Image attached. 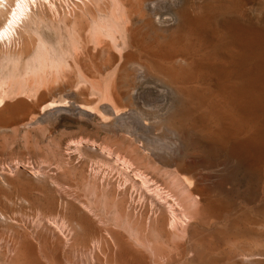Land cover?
Wrapping results in <instances>:
<instances>
[{"label":"rangeland","instance_id":"rangeland-1","mask_svg":"<svg viewBox=\"0 0 264 264\" xmlns=\"http://www.w3.org/2000/svg\"><path fill=\"white\" fill-rule=\"evenodd\" d=\"M94 1L92 3L84 2L85 3V5H84V4L79 3L78 0H51L50 6H47V5H49L48 3H46L48 1L43 2V0H42L41 3H43V4H41V7L38 6V7H40L39 10L45 11V12L43 11L45 13L43 15L44 16L43 20L45 23L43 22L44 25L41 24V29H42V32L44 31V35L46 37L48 35L49 36L51 35V32H48L46 27H48V29L52 30V29L58 28V24L60 23V22L59 23L57 22V21H59V19L55 18V21H54L53 17L57 16V15L59 16V14H60L59 17L62 19L64 17V13H65V17L69 16L70 14L73 17V16H75L74 14L76 13L77 15L75 17L79 18V19L77 18L78 21L82 20V19L85 20V18H87L90 22H91V19L89 18L90 14L92 13L91 15H93L91 17L95 16V21H96L97 17L99 16V14H98L99 11L101 13L105 12L107 14H111V13L120 14V15L124 14V16L127 15L128 17L125 16L126 17L125 18L123 16V18H125V20L127 18L129 19V20L128 19L126 20L127 22L126 21H124V22L128 23L129 21H131V23L129 22V25L125 24L126 26H123L121 23L116 24L118 26V28H117L118 31L121 30L123 32L125 30L128 32V33L125 31L123 32V33H125L124 40H126V41L122 40V41H124L125 46L122 47V50L120 51L121 54H120V52H118L120 48H116L117 44L112 45L111 44L112 42L110 40H106L107 38L106 39L103 38L104 40L102 41V39H101L100 41H102V43H104L105 45L108 43V42L106 43V41H109L110 47H108V46L105 47L102 43L98 42L99 47L98 46H96V47L100 48V46H101V48H100L101 50L98 48L96 49L94 47L95 45H97V42L94 43L95 45L93 43L91 44V42L89 43L90 40H89L88 34H87V36H85L86 34L84 32H82L83 34L80 33V31L82 29H83L82 31L85 30V32L88 33L87 31L89 30V28L91 26L88 27L90 25V23L88 24L89 21L87 19L86 20L88 22L83 20L82 21V22H84L83 24H82V22L79 21L80 25L82 24L85 26V27L82 26L83 28L79 31V27H78L79 24H78V21H75V17L72 18V21L70 20L71 16L67 17L69 19L65 18L69 22L71 21L72 24L75 21L76 23L74 22V25H77V24L78 25H77V30H74V32L72 31L74 26L72 27L71 26L72 24L68 23L67 21H64V24L69 25V26H67V27H69L68 30L72 27L69 30L70 32L67 29H64L63 26L60 27V28H62L61 34H62V40L63 41L61 40L62 42H60V49L61 48L62 49L61 50L58 49V52L61 51L62 54L58 53L60 55V56L58 55V57H59V59H61V62H62L61 67L64 64L63 68H65V69H63V71L61 70V72L63 74V78L61 77L62 74L60 72L61 75H56V77L59 78V76H60L62 79L59 78L60 80H57V79H55L56 78L55 77L54 81H53V76H55L56 73H51V74H53V76H51V74H49L48 76H45V77H47L46 80L49 79V77L51 76L50 80H48V81H53L54 83L57 81L56 84L51 82L50 84L52 86H50V84H49L50 87L48 85H46V84H48L46 81L44 82L45 85H44V83L41 84V86H43V87L48 86L49 89L50 88L56 89V93L54 92V96L48 99V101L46 103L47 106L59 104V106H63L66 109V111L62 114L61 118H59L58 120H55L54 118H51V117H49L48 119L46 118V119L40 120V118L37 116V113H36L37 110H35V111L30 110L31 113L29 111H27L25 113L24 118H23V114H22L23 111L21 110V108L26 107V105H27V107H29V106L31 107L36 102L35 98L37 97L39 91H40V93L42 92V93L48 94V92H49V91L47 92L48 87L47 88H45V87L41 88V90L44 89L43 91H41L40 88L38 87L39 88V91L37 89L38 93H36V92L34 93L35 95L37 94L36 96L35 95L33 96V93H32V94H30V98H27L29 95H26V96L22 95L19 98L16 97V100H15V98H10V100L7 99L9 101L6 100L5 106H3V107L0 106V211L7 212V210H9L13 207L25 208L27 206V201L29 200L33 204H38V203L54 204L55 206L62 209L61 212L63 214H65L66 217H69L73 213L72 212L73 207L80 209V207H79L80 205H81V207H82V204H84V206L87 205V207H89V208H84V207L81 208L79 211V215L81 216V218L84 221L90 222L93 225L94 229L97 228L95 230H97V231L98 230H100V231H104V230L105 231H108V230L112 231L111 229H113L114 227H116L118 225V227H116V229L114 228L113 231L114 232H120V233L124 234L125 238L127 239L128 249H129L126 264H153V262L161 264V262L164 263L166 260V259H164V261H162L164 256L167 254L169 255V253L165 254V252H171L172 253L173 257L171 259L175 258L174 256L180 257L179 259L175 258L171 261V259L169 257L167 258V256H166V258L170 260V261L167 260L168 263H166V264H171V263L172 264H198L201 261L200 257L202 258V261L199 264H206V262L204 263V261H205L206 256L210 252H214L213 254L224 255L225 257L227 256L226 260L224 261L223 264H226V263L227 264H245V263L248 264L249 261H250L249 264H254L255 262H257L256 264H264V235H263L264 234V225H262V224H264V50H263L264 43H262L264 40L263 39L264 38V0H122V1L116 0L117 3L118 4L120 3V6H121V7L119 5L117 6V7L121 8V10H120V8H118L119 11H118V9H117V11H115L116 9L111 10V8H113V6L111 7V5L114 4V8H116L115 5L117 4L112 0H96L95 2H97V1L99 2V6H97L98 4L96 3L97 8L94 5ZM112 2H113V4H112ZM121 2H123V4L127 2L128 5L126 3V4H124L125 7H123ZM74 3L76 4V7L79 6V4H80V6L75 8ZM86 3L91 4V6L89 5L90 9L86 8L88 10H85V7L88 6V4L86 5ZM203 3H205V4H203ZM147 5L148 6L151 5V6L147 7ZM47 7H49L51 10ZM53 7H54V9H53ZM80 7H81V9H79ZM83 7H84V10L87 12H85L83 10ZM45 8H47V9L45 10ZM122 8L128 10L129 12L127 11L128 13H126L125 12L126 10L123 11ZM127 8H129V9H127ZM75 9L77 12H75ZM98 9H99V11H98ZM72 10L74 13L72 12ZM80 10L81 11L83 10L85 12V14H83L84 12L82 11V14H83L82 16L85 18L81 17L82 19H80V17H79V16H81ZM105 10H107V12ZM55 11H57V12H55ZM111 11H113V12H111ZM130 11H131V13H130ZM68 12H70V13H68ZM184 12H186V13H184ZM87 13H89V14H87ZM136 13H138V14H136ZM46 14H47V16H45ZM134 14H136V15H134ZM147 14H149V15H147ZM48 18H50V20ZM131 18H132V20H131ZM143 20H144V24H143ZM212 20H213V22H212ZM47 22H49V23H47ZM85 22L88 24V26H87V24H85ZM92 22H91V24H92ZM206 22H207V25L205 24ZM208 22L211 24H209ZM46 23L48 24V26H46L47 25ZM190 23H191V25L193 24L192 27H191ZM140 24H141V26H140ZM87 27H88V29H87ZM189 27H191V28H189ZM145 30H146V32H145ZM78 31H79V33H78ZM192 31H193V33H192ZM75 32L80 34V36L77 34V37H76ZM196 32H197V34H196ZM253 32H254V34H253ZM63 33H64V35H63ZM69 33H70V35H69ZM214 33H215V35H214ZM145 34L147 35V37ZM72 35H73V37L76 38V39L74 38V40L79 39L80 42L79 43H78V41L73 42L72 41L73 38H72V40H69L70 36L72 37ZM81 35H82V37H84L88 40V43H87V40H85L84 38L81 37ZM191 35L192 36L194 35L193 36L194 38ZM49 36L47 37V40L50 43H54L55 39H53V38L51 39V38H49ZM64 36H65V38H64ZM162 36H164V38ZM186 36L189 40L186 38ZM247 36H248V38H247ZM254 36H255V38H254ZM257 37L259 40L258 39L256 40ZM81 38L83 39V41L80 40ZM132 39H134V41L139 42L140 47L143 50L146 49V50H144V52H147V51L150 52V50L154 51L158 47H162V46L167 47L168 49L171 47H175V48H179L180 50L179 49H177V50L180 52V54L184 53V55L189 59V61L193 60L192 62L194 63L196 69L194 70V76L192 79L194 84H193V82H191L192 88L195 90L197 89L196 90L197 92L200 90L198 93L203 95V97L205 96L204 98H207V101L208 100H211L214 102L216 101L215 102L216 106L218 105L219 109H221V110L223 109V111L228 113V115L231 116L233 118V120L236 121V123L238 122L239 126L237 127V130H236L237 133L235 132L233 137L231 139H229L226 143H220L219 141H217L215 139V136L213 134L215 132L217 125H215L214 122H212V121H210V123H208L209 127H204V128H199L192 121H182L180 124L174 126L173 129L171 130L172 127L171 126H170L171 128L169 127V121L171 119L177 117L180 114V112H181L180 110H182L183 107L186 105V101L180 95V93L178 91L169 87L168 85H166V83H163L165 80L163 81V79L160 78V76L156 72H154L152 69H150L148 67L143 69V74H142L141 78L138 77L139 76V70L136 67L137 65H135V66L133 65L134 69L132 68V65H130V66L127 65V68L125 67V69H122L123 65L121 66V63L124 64L125 57H126L125 55H127V53L132 54L133 57H135V58L138 57L139 49H138L137 45L133 46V44L130 43V42H132ZM247 39H248V41H247ZM32 40L33 39L31 38L30 39L31 43H29L30 41L28 40V38L24 37L23 42L18 43L19 45L16 43V44H13L10 46L11 52L13 53V51H14V53H17L16 49L18 52L23 51L22 54L24 56L22 57V55H21V57L19 59L21 61L23 59L22 62H25L27 59H29L30 55L33 52L32 50H34V47L36 46V40L35 41L33 40V42H32ZM66 40L71 41L73 43V45L76 46L75 47L72 45V47H74V50H73L74 52H76L75 48H78L77 50H79V51H77V53H74L72 51V47L70 46L71 51L69 52V50H68L69 45L68 44H70V42L67 43ZM117 40H119L118 45L120 43V45L122 46L123 42L121 41V39H117ZM162 40H163V42H162ZM235 40L238 42L236 43ZM252 40H253V43H252ZM246 41H247V43H245ZM34 42H35V45H34ZM81 42H83V43H81ZM84 42L87 46L84 44ZM248 42H249V46H248ZM257 42L261 43V44L259 45ZM115 43H117V41ZM243 43H245V44H243ZM172 44L174 46H172ZM29 45L32 46L33 48L32 49H31V47L29 48ZM67 45H68V47H66ZM79 45H82V47ZM0 46L3 49H5L2 44H0ZM113 46H115V47H113ZM18 47H19V49H18ZM27 47H28V50H27ZM102 47L104 49L106 48V50H107L106 53H104V54L101 52L104 50V49H102ZM125 47L127 49H125ZM188 47L190 50L188 49ZM240 47H241V49H240ZM107 48H109V50ZM214 48H216L217 52ZM20 49H22V50H20ZM63 49H65V50H63ZM211 49L213 52L210 51ZM251 49H252V51H251ZM64 51H68V54L65 53ZM135 52H136V55H135ZM187 52L190 54H188ZM27 53H29V54H27ZM66 54L69 56H67V58L65 59L64 57L66 56ZM245 54H247V55H245ZM62 56L64 59L62 58ZM123 56H124V58H123ZM120 57H121V59L122 58L123 59L121 60ZM203 57H206V58L204 59ZM62 60H66L67 63L66 62L63 63ZM119 60H120V62H119ZM243 60H244V62H243ZM109 61H110V63H109ZM247 62H248V64H247ZM260 62H261V64H260ZM180 63L181 62L179 61V63L177 62L176 65H179ZM104 64H105V67L103 66ZM244 64H245V67H244ZM65 65L69 66V67L67 66L69 68L68 70H66ZM114 65L115 66L118 65L120 67L118 69L120 71H123V70L124 71L121 72V74H120V71L117 69V66L115 68ZM131 68H132V70H131ZM116 69H117V73L119 71V74L116 73V71H115ZM127 69H129V70H127ZM205 69H206V71H205ZM248 69H249V71H248ZM80 70L83 72H81ZM89 70H90V72H89ZM221 70L223 72H221ZM67 71H69V72H67ZM147 71H149V72H147ZM251 71H252V73H251ZM257 71L259 72V74L257 73ZM130 72H131V74H130ZM84 73L86 75L87 74L88 75L87 76L85 75V77L83 78ZM204 73H205V75H204ZM207 73H209L210 75ZM248 73H250L251 75ZM96 74H97V76H96ZM16 75L17 76H15L14 80H17V79H18V81L21 80V79H19L20 77L18 76V74H16ZM92 75H93V77H92ZM252 75H253V77H251ZM8 76L9 75H6L5 77H8ZM202 76H204V77H202ZM39 77H41V76H39ZM85 78L89 82H92L93 84H95V86H97V87L100 86L98 89L101 90L102 94L100 93L99 90H93V92H92L91 89H93V88L89 87L90 84L84 85L83 81ZM38 79L39 80L37 82H38V84H40L39 82H41L42 79L41 78H38ZM40 79H41V81H40ZM86 80H85V83H86ZM141 80H143V82ZM18 81H16V82H18ZM32 81H34V79ZM58 81L60 84L58 83ZM126 81L127 82L129 81V82L127 83ZM34 82H36V80ZM116 82H117V86H116ZM204 82L206 85L204 84ZM230 82H231V84H230ZM20 83H21V81H20ZM92 83H91V85H92ZM159 83L161 85H159ZM16 85L19 86V82L16 83ZM56 85H57V87H56ZM219 85H220V87H219ZM115 86H116V89H119V90L115 91V89H114ZM207 86H209V87H207ZM97 87H96V89H97ZM154 87H156V88H154ZM229 87L231 89H229ZM34 89L36 91V88H34ZM160 90L161 91L164 90L162 92L163 94L160 92ZM165 90H167V91H165ZM97 91H99V92L97 93ZM115 92L118 93L117 94L118 96H116ZM123 92H128V93H123ZM205 92H207V93H205ZM211 92H212V94H211ZM233 93H234V96H233ZM97 94H99V95H97ZM119 94H121V95H119ZM159 94H161V95H159ZM226 94H227V97H224V96H226ZM130 95L132 97H130ZM22 97H24V98H22ZM117 97H119V99ZM212 98L213 99L216 98V100H213ZM22 99H23V102L20 104H17V101L22 100ZM242 100H244V101H242ZM183 104H184V106H183ZM233 104L236 106H234ZM7 106H10V107L7 108ZM76 106L82 107L85 110H87L89 112V114H87V117L82 116V115L80 117V114L76 110ZM4 107H6V108H4ZM108 107H109L110 111L108 110ZM103 109L104 110L107 109L108 111H106V113H105V111H103ZM255 111H256V113H255ZM230 114H232V115H230ZM7 116H8V118H7ZM109 117H110V119H109ZM119 117H122L123 119L119 122H116L115 118H119ZM19 119H21V120H19ZM259 119H260V121H259ZM44 120L46 123L44 122ZM58 121H59V123H54V122H58ZM190 124H191V126H190ZM113 125H115V126L113 127ZM197 127H198L199 131L197 130ZM207 130H209V131H207ZM196 131H198V132H196ZM191 133H192V135H190ZM208 133L212 134L213 136L209 135ZM210 136H212V137H210ZM234 136H237V137H234ZM183 137H184V139H183ZM83 138H84V140L80 141ZM182 140H183V142H182ZM177 142H179V143H177ZM174 143H175V145H173ZM77 144L80 146V148L82 146H83V148L81 150L76 149L77 151H79V154L77 153V155H76L77 151H75L74 149L77 147ZM70 145H72V146H70ZM176 145H179L180 147L179 146L176 147ZM202 145H204V146H202ZM96 146H97V148L95 149ZM88 147H90V148H88ZM173 147L180 154L177 153V155H176ZM103 148H104V150H103ZM202 148L205 151L204 150L202 151ZM242 148L244 150L243 152H242ZM255 148H256V150H255ZM69 149H71L75 153H73ZM91 151H93V152H91ZM201 151L203 152V155H202ZM184 152H187V154L190 156V158L193 161H195V162L198 161L197 163L202 165V167L200 168L201 170L199 169L201 171L200 173L202 174V176H204L207 179H218V178L224 179L229 183V187H230V188L228 187L230 190L228 192L229 194H226L225 192L221 191V192H219V194H216L214 197H210V198L200 197V199H198V200H201V201H199L200 204L198 206L202 205V206H200L201 210L200 211L198 210V213L201 216V218L203 217V219H201V218H200L201 220L198 219L197 212H195L196 216H197V218H196V216L193 215L195 213H193V211L191 210L190 211L191 213L189 212V214L193 215V217L195 216V218L189 220L191 218L190 217V218H188V220L190 222L192 221L191 222L192 225L188 224V223H190V222H188V220L180 219L181 221L178 225L177 230L175 228L177 226L171 227V228H174L176 231H178L184 225L188 224L187 229H186L187 231L185 230L186 227L185 226H184L185 228L183 227L185 230L184 232L186 233V237H187V238L185 237L186 240L183 239L184 236L182 234L181 235L183 237L180 236L179 234H177L178 237H180V238L182 237L181 239L183 240V243L185 242L186 244L185 243L182 244L180 239H179V241H177L178 237L175 235L177 232H175L174 229L169 228L168 229L170 232L169 233L167 230L162 229L160 227L159 221H158L160 211L162 213H164L167 218L168 217L170 218L171 217L170 213L174 214L175 213L174 211L177 212L180 210V209H178L179 206L177 208V204H179V203L176 202V199L179 200V198H183L182 193H184V192H182L180 194V197L178 196L180 192H179V189L177 188L178 184H177V186H175L176 183L180 184L181 180H183L185 184L183 182H181V183H183L182 186L180 184V186H178V187L183 188V191H186L187 190L186 187H187V188H189L188 191L191 189L192 194L197 196L195 193H193V186L191 187V185H193V179L192 178L189 179L188 176H190V175H188L186 173L180 174L176 170V168L174 169L173 167L164 168V167H166L164 165L166 163V161L172 159L174 156H175V158H179L181 153H184ZM81 153H84V154H81ZM74 154L76 157L74 156ZM102 154H104V155H102ZM78 155H80V156L78 157ZM105 156L108 158V161L110 160L109 162H112V160L113 161L117 160L116 156H118V160L112 164L113 168L110 166L111 165L110 163H109V166H107L108 162L106 161ZM122 156H123V158H122ZM245 156H247V157H245ZM204 158H206V159H204ZM226 158H228V159H226ZM129 159L132 160V162H130ZM68 161H70V162H68ZM103 161H104V163H103ZM118 161H121V162H119L120 164L119 163L117 164ZM127 161H128V163H127ZM67 162H68V164H67ZM129 163L131 164V167L129 166L130 165ZM114 164L118 165V166L120 165V166L118 167V166H115ZM124 164H125V167L123 166ZM68 165H69V169L67 167ZM102 165H103V167H102ZM204 165H206V166H204ZM63 166L67 167V168L65 169ZM105 168H107V169H105ZM109 168H111L112 170L111 169L109 170ZM129 168H131V169H129ZM229 168H232L231 172H229L230 171ZM132 169L134 171L137 170V172L139 171L138 173L135 171V173H137L138 176L135 175V173ZM225 169H227V170L225 171ZM119 170H121L122 173ZM131 170L133 171V173ZM140 170H142V171H140ZM106 171H107V173H106ZM112 171L113 172L116 171V172L113 173ZM143 171H144V173H146L148 175L149 179H148L147 175L143 173ZM126 172H128V173H126ZM165 172L167 174L169 173L170 177H175V179H176L175 175H177V173H178L177 176H180V182H178V180L169 181L170 182L169 183L170 186H169L167 184L168 183L167 180H169L170 177H167L168 175ZM121 174H123L124 176ZM125 174H127V175L129 174L128 176L131 175L130 179L132 178V180H130V182H129V185L131 184L130 187L132 185L137 186L136 184H132L133 180L135 181V182L133 181V183H136V181H138L137 183L140 184V186H138V187H141V185H142L141 188H142V192H144V195H142V193H141V190H140L141 188L139 189L137 187V191H136V187L132 186L133 188L131 187V189H130V187L128 185L129 179L127 181L125 180ZM133 174H134V176H133ZM102 175H104V176H102ZM164 175H165V177H167L166 180L164 179L165 178ZM97 177H98V179H97ZM133 177L134 178L136 177V178L134 179ZM142 177H143V179H141ZM146 177H147V179H146ZM50 179L51 180L53 179V181L54 180L58 181V182L55 181V182H57V185H58V186L57 185L56 186L58 188L60 187L62 189V193L60 192L61 191L60 189H59L60 190L59 191L58 188L54 186L55 183L53 184L50 181ZM101 179H102V181H101ZM103 179L104 180L106 179L105 182ZM140 179H141L142 183L140 182ZM150 179H153V181ZM172 179H174V178H172ZM172 179H170V180H172ZM185 179H186V182H185ZM96 180H98L99 182ZM113 180H115V181H113ZM154 180L156 181V183L157 182L159 183L157 185H161L162 187L165 188L164 189L161 187L162 192L167 191V189H169L171 187V185H173L174 188L171 187L170 191H172V190L173 191L170 192V194L174 193V189L176 191V188H177L178 191H176V192H178L177 193L178 195H175V196L178 198H175V196L172 195L175 198V199H173V197L169 194V191L161 193L160 186L157 187ZM107 181H108V183H107ZM123 181L125 183L127 182L126 186L125 185L123 186ZM143 181L145 183H143ZM151 182H153L155 184H151ZM172 182H173V184H172ZM110 183H111V186H110ZM50 184H52L53 186ZM102 184H103L104 188L101 187ZM148 184H151V185L149 186ZM107 185H108V187H112V188L107 189ZM153 185H155V186H153ZM167 185L169 188L165 187ZM183 185H185V186H183ZM254 185H255V187H254ZM99 186H100V188H99ZM117 186L120 188H118ZM147 186H148V188H147ZM151 186H153L155 188L153 189V187L151 188ZM121 187L122 188L126 187V188H123V190H122ZM65 188H66L67 192L64 191ZM156 188H160V189L157 190ZM184 188L186 190H184ZM70 189L73 191L72 193L70 192L71 191ZM118 189H119V192L117 191ZM133 189H135V190H133ZM231 189L234 190L235 192L234 191L231 192L232 191ZM101 190H103V191H101ZM132 190H133V193H131ZM139 190H140V192H139ZM144 190L145 191L147 190V193ZM110 191H111V194H110ZM180 191H182V189H180ZM113 192H116V194H118V195L114 194ZM151 192H153L152 194L154 196L151 194ZM157 192H158V194H157ZM39 193H40V195H39ZM69 193L72 195V198L75 196L73 198V200H70L71 196ZM129 193L131 195H129ZM260 193H261V195H260ZM58 194H61V196H58ZM123 194H125V195L123 196ZM126 194H127V196H126ZM148 194H150V196ZM162 194H163V196L165 194H167V195L169 194L168 196H170V197H167V195H165V199H162L163 198ZM105 195H107V196H105ZM151 195H152V198H151ZM158 195L162 196V198ZM112 196L113 197L115 196V200H114V198L112 199ZM142 196L144 199H141ZM105 197H107V198H105ZM117 197L120 198V200H118V202H121V203L116 202ZM5 198H6V200H5ZM67 198H68V200H67ZM75 198H77V200ZM79 198L82 201L79 202ZM84 198H85V200H84ZM159 198H161V199H159ZM24 199H27V201H25ZM130 199L131 200L133 199L132 203H130L131 202ZM155 199H156V201L158 199L160 201L158 200L157 203L152 202L153 204H150L151 206L149 207V202H151L152 200L155 201ZM113 200H114V202H113ZM125 200H126V202H125ZM144 200L145 201L147 200V201L145 202ZM162 200L163 201L165 200L164 201L165 203L163 202V205L165 204L164 206L160 205L162 203ZM18 201L20 203H18ZM59 201L61 204L59 203ZM77 201H78V203H77ZM143 201L147 204H145ZM172 201H174V202H172ZM64 202H66V203H64ZM88 202L91 203L92 207L90 205H88V204H90ZM127 202L131 205H129ZM180 202L182 203V201H180ZM207 202L208 203L212 202L213 205H219V204H223L224 202H226L227 208L224 210H221V213L220 212H209L206 209ZM137 203H138V205H136ZM158 203H160V204H158ZM167 203H170V204H167ZM173 203H175V205ZM184 203H185V201H184ZM18 204H20V207ZM68 204H69V206H68ZM139 204L140 205L142 204V206H140ZM166 204L170 207L166 206ZM11 205H14V206H11ZM95 205H96L97 210L95 209ZM127 205L130 207H127ZM132 205H134V207ZM152 205H154V206L156 205V207H154ZM188 205H191L192 209H194L193 205H195V204L190 203ZM143 206L146 209H144ZM173 206H175V207L173 208ZM196 206L197 205H195V207ZM64 207H65V210H64ZM135 207H137V209ZM140 207H141V209H140ZM167 207L169 208V210L173 209L172 211L169 212V214H167L168 213V209H166ZM188 207L186 206V208H188ZM117 208H120V209L122 208L123 214H124V210H125L124 215H126L127 217H128L127 212H128V214H130L129 217H131V219L130 218L125 219L128 222H133L135 220L134 216H136L134 214H135V212H138L139 215L137 213L136 214H137V217L138 216L139 217L138 218L136 217V220L132 224L131 223L129 224L130 227L132 229H134V231L128 227L127 222L125 223L126 224L125 225L126 230L128 229V231H129L131 229L133 231V234H131V232H132L131 230L129 233H127L128 231L127 232H126V230L122 231V229L120 228V226H121V221L119 223V220H120L119 217L120 216H118V219H119L118 220L117 219L118 214H116V211H118L117 213H120V209H117ZM155 208H157L158 210ZM115 209H117V210H115ZM129 209H131V211ZM197 209H199V208L197 207ZM90 210H91V212H90ZM134 210H136V211L134 212ZM141 210H142V212H141ZM189 210L190 209L188 208V211ZM94 211H95V216H93L94 213H92ZM98 211H99V213H98ZM129 211L132 213H130ZM206 211H207V213H205ZM158 213H159V215L156 217V214H158ZM91 214H93V215H91ZM99 214H100V216H99ZM178 214H180V211L177 213V216H178ZM202 214H204L205 217H207V218L209 217V219L206 220V218H204V215H202ZM211 214H212V216H211ZM96 215H97V217H96ZM213 215H214V217H213ZM146 216L147 217L152 216V217H150V224L151 225H148L146 223L142 224L143 223L142 220L145 219ZM154 216L157 218L156 221H155L156 218ZM141 217H142V219H141ZM97 219H98V221H96ZM99 219H100V221L103 220L104 223L106 220V223L107 222L108 223L107 224L105 223V226H104V223L99 222ZM116 219H117V221H116ZM250 220H253V221H250ZM136 221H138V224L139 223L141 224V228H140V225L135 223ZM153 221H154V224H153ZM226 221H227V223H226ZM97 222L99 225L97 224ZM205 222H207V223H205ZM114 223H115V225H114ZM243 223H244V225H243ZM100 224L102 226H100ZM108 224H110V225L106 227V225H108ZM155 224H157V225H155ZM240 224H242L243 226ZM132 225H134V226H132ZM135 225H136V227H135ZM222 225L223 226L225 225V226L222 227ZM238 225H240V227ZM258 225H259V227H258ZM148 226H149V228H148ZM150 226H151V228H150ZM179 226L181 228H179ZM244 226H246V227H244ZM102 227L104 230L102 229ZM109 227H111V228H109ZM154 227H156V228L154 229ZM158 227H159V229H158ZM119 228H120V230H119ZM138 228L139 229L143 228L141 230V233L143 232L144 229H147V230H144V233H142V234L140 233V235L138 233V235L140 236L139 237V236H137V232L140 231ZM166 228H168V226H166ZM183 228L181 230H183ZM223 228H225V229H223ZM240 228H241V230H239V232H238L237 229H240ZM78 229H80L81 231L80 230L78 231ZM151 229L152 230L154 229L153 232L155 231V233H152V235L155 234V236H156L159 233L160 234L159 236L161 238L163 236V238L161 239V238H157L159 236H157L155 238L151 235V238L152 239L154 238L153 241H155V242H153V245L149 244L150 246H153V247L155 245L156 249L161 250V253H160V251L158 253V255L160 256V257H158L159 259H157L156 255H154L151 251H149V249L147 250V248H146L147 245H146L145 241H147V239H148L149 241L152 242V240L150 239V236L147 234V232L152 231ZM192 229L193 230L197 229V231L200 232V239L199 240H190L189 234H190V232L193 231ZM227 229H228V231H227ZM1 230H2V227H0V234L2 233ZM159 230H160V232H159ZM172 230L175 233L174 235L177 237L176 241L179 243L181 242V244H180L182 246V247L180 246L181 249L182 248L184 249L181 251V249L178 248V246H179L178 245L177 248L181 251L179 253L178 252L176 253V251H178V249L175 247L177 244L175 245V241H174V239H172L173 238L172 236H174L172 233ZM181 230H179V231H181ZM163 231L165 232L164 234H163ZM124 232H126L127 234ZM134 232H136L135 238H134ZM156 232H157V234H156ZM260 232H262V233H260ZM179 233H181V232H179ZM182 233H183V231H182ZM185 233H183V234L185 235ZM218 233H219V235H218ZM66 234L68 235L67 232L65 233V235ZM83 234H84V228L83 227L77 228L76 234H75L76 239L79 241ZM149 234H151V232ZM229 234H231L233 236L235 235L234 238L233 239H230V237H229V239L226 238V236ZM252 234H256L257 236L253 235V236H255V237H253ZM259 235L260 236L262 235V237H260ZM69 236H70V233L67 237L65 236L66 237L65 239L68 240ZM131 236L134 239L131 238ZM145 236H148V238L146 237V240H145ZM202 236L204 238H201ZM137 237L140 241L144 239V241H141L142 244L144 242V245H142L141 243L140 244L142 246L139 245L138 241L136 240ZM170 237H171V239H170ZM241 238L244 240H242ZM250 238L252 240L253 239H258V240H257V242H256V240L252 241ZM130 239H132V244L130 242L131 241ZM157 239H159L158 240L159 244H158ZM234 239L235 240L237 239V241H239V242L234 243ZM259 239H261V240H259ZM172 240L174 241V243L171 242ZM223 240H227V241L230 240V243L233 241L232 244H234L233 245L234 247L229 245V242L227 243ZM151 242H149V243H151ZM168 242H169L170 246L169 245L167 246ZM222 242H224V243H222ZM156 243H157V245H160V248H157ZM161 243H165V244L161 245ZM199 243H201V245ZM236 243H238V244H236ZM196 244H198V245H196ZM202 244H204V245H202ZM224 244H226V246ZM134 245H135V247H133ZM145 245H146V247H145ZM219 245L221 246L220 247L221 249H218ZM223 245L225 247H222ZM239 245H240V247H239ZM143 247H145L144 249L147 251V253H145L146 251L143 250ZM161 247H163L164 249H162ZM168 247L174 248L173 250H176L174 252L176 255H174V253L172 251H170L172 248L169 249ZM226 248H227V250H224ZM232 248H234L233 251H232ZM76 249H77L76 254H78L77 256L79 258L82 257V259H83L84 256H85V258L88 257V254H89V251H87L88 248H84L79 243V246L77 244ZM79 249L81 250V253H80ZM85 249L87 251L86 253H85ZM168 249H169V251H168ZM212 249H213V251H212ZM237 249H238V251H237ZM192 250L196 251L199 254L198 259H195L193 257L189 258ZM223 250H224V252H223ZM82 251H83V254H82ZM219 251H221V253ZM114 252H115V250L113 249V251L111 252L112 255H110V261L108 264H111V263L112 264H118L117 263V257H116L117 255H116V252H115V254H114ZM185 252L188 253V255L186 254V257H185ZM162 255H164V256L161 259ZM240 255H242V257L245 255V257L243 259H241L242 257H240ZM153 256H154V258H152ZM169 256L171 257V255H169ZM142 257L144 258V260L142 262H140L139 259H141ZM252 257H254V258L256 257L257 259L256 258L254 259ZM227 258L229 261L227 260ZM199 259H200V261H199ZM244 259H246L245 263H244ZM196 260H198V261H196ZM149 261H153V262H149ZM0 264H3V262H1V260H0ZM64 264H69V263H68V261H65Z\"/></svg>","mask_w":264,"mask_h":264},{"label":"bare ground","instance_id":"bare-ground-1","mask_svg":"<svg viewBox=\"0 0 264 264\" xmlns=\"http://www.w3.org/2000/svg\"><path fill=\"white\" fill-rule=\"evenodd\" d=\"M46 1H48V2H46ZM50 1V2H49ZM79 1V3H81V4H84L85 5V3L84 2H89V3H92L93 1L92 0H78ZM96 1V0H95ZM94 1V5L96 6L97 4V6H99V2L97 1V2H95ZM112 1H114L115 3H117V1L116 0H112ZM122 1V0H121ZM42 2V0H0V44H2L3 46H4V48L5 49H3L1 46H0V106L1 107H3V106H5L6 105V100L7 99H9L10 100V98H15V100H16V97L17 98H19L20 96H22V95H24V96H26V95H29L27 98H30V94H32L33 93V96L35 95L34 93L36 92V93H38L37 92V89H38V91H39V88H40V90H41V88H44L43 86H41V84H43L45 81L48 83V84H46V85H48L49 86V84L51 83V82H53L54 81V78L56 77V75H61L62 74V72H61V70L63 71V69H65V68H63L64 67V64H63V66L61 67V59H59V57H58V53H61V51H59L58 52V49H60V42H62L63 40H62V34H61V31H62V28H60V27H64V29H67L68 30V28L69 27H67V26H69V25H65L64 24V21H67L68 23H71V21H72V18H74L77 14L75 13L74 15L75 16H71V14L69 15V16H71V21L69 22L68 20H66V19H69V18H67V17H69V16H67V17H65V13H64V17L61 19L59 16H60V14H59V16L57 15V16H54L53 18H54V21H55V18H57V19H59V21H57L59 24H58V28H55V29H48V27H46L47 28V31L48 32H51V35L49 36V38H53V39H55V42L54 43H50L48 40H47V37L44 35V31L42 32V29H41V24L42 25H44V10H39V8L41 7V4H43V3H41ZM43 2H46V3H48L49 5H47V6H50V4H51V0H43ZM77 2V1H76ZM75 2V3H76ZM205 2V1H204ZM54 3V2H53ZM74 3V4H75ZM97 3V4H96ZM127 3V2H126ZM126 3H124V4H126ZM77 4V3H76ZM76 4H75V8H77V7H79L80 6V4H79V6H77L76 7ZM88 3H86V5H87ZM112 4H113V2H112ZM121 4L123 5V7H125V5L123 4V2H121ZM132 4V3H131ZM153 4V3H152ZM203 4H205V3H203ZM219 4V3H218ZM78 5V4H77ZM89 5L91 6V4H88V6H86L85 7V10H88V9H86V8H89ZM93 5V4H92ZM120 6V3L118 4H116L115 6H116V8H114V4L113 5H111V7L113 6V8H111V10H113V9H116L115 11H117V9L118 8H120V7H117V6ZM127 5H128V3H127ZM38 6H40V7H38ZM45 6V5H44ZM52 6V5H51ZM54 6V5H53ZM56 6V5H55ZM83 6V5H82ZM97 6H96V8H97ZM151 5H147V7H150ZM153 7V6H152ZM47 8H49V7H47ZM47 8H45V10L47 9ZM56 8V7H55ZM95 8V9H96ZM99 8V7H98ZM50 9V8H49ZM53 9H54V7H53ZM57 9V8H56ZM55 9V10H56ZM79 9H81V7L79 8ZM90 9V8H89ZM123 9V8H122ZM127 9H129V8H127ZM133 9V8H132ZM51 10V9H50ZM49 10V11H50ZM78 10V9H77ZM83 10H84V7H83ZM82 10V11H83ZM84 10V11H85ZM102 10V9H101ZM120 10H121V8H120ZM126 9H123V11H125ZM44 11V12H43ZM58 11V10H57ZM57 11H55V12H57ZM81 11V10H80ZM82 11L80 12L81 13V16H79L80 17V19H82L81 17H83L82 15L83 14H85V12H87V11H83L84 13L82 14ZM90 11V10H89ZM88 11V12H89ZM97 11V10H96ZM98 11H99V9H98ZM106 12H107V10H105ZM118 11H119V9H118ZM128 10H126L125 12L126 13H128L127 12ZM133 11V10H132ZM137 11V10H136ZM194 11V10H193ZM71 12V11H70ZM70 12H68V13H70ZM72 12H73V10H72ZM71 12V13H72ZM75 12H77L76 11V9H75ZM92 12V11H91ZM111 12H113V11H111ZM122 12V11H121ZM200 12V11H199ZM52 13V12H51ZM74 13V12H73ZM94 13V12H93ZM130 13H131V11H130ZM129 13V14H130ZM139 13V12H138ZM138 13H136V14H138ZM184 13H186V12H184ZM87 14H89V13H87ZM92 14V13H91ZM90 14V16H89V18L91 19V22H92V24H91V22L87 19V18H85V17H83V18H85V20L84 19H82V20H79L80 22H82L83 20L84 21H87L88 22V24L90 23V25L88 26V24L85 22V24H87V26L88 27H90L89 28V30L87 31L88 33H86L85 32V30L84 31H82L83 29V27H85L84 25H82L84 22H82V24L80 25L79 24V21L77 20V18L78 17H75V21H78V24H79V31H80V33L81 34H83L82 32H84L86 35L85 36H87V34H88V37H89V43L91 42V44L93 43H96L97 42V45H95L94 47L97 49L99 46H98V42L99 43H102V41L104 40V39H106V40H110L112 43V45L113 44H117L118 45V41L119 40H117V39H121V41L122 40H124V37H125V33H123L121 30H117V28H118V26L116 25V24H118V23H121L123 26H126L125 24H128L129 25V22L131 23V21H129L128 23H125L124 21H126L125 20V18L126 17H128L127 15H125L124 16V14L123 15H120V14H115V13H111V14H107V13H105V12H103V13H101L100 11H99V16L97 17V19H96V21H95V16L94 17H91V16H93V15H91ZM108 16H107V15ZM136 14H134V15H136ZM143 14V13H142ZM145 14V13H144ZM50 15V14H49ZM48 15V16H49ZM63 15V14H62ZM68 15V14H67ZM140 15V14H139ZM147 15H149V14H147ZM151 15V14H150ZM188 15V14H187ZM45 16H47V14L45 15ZM53 16V15H52ZM85 16V15H84ZM123 16L125 17V18H123ZM152 16V15H151ZM198 16V15H197ZM211 16V15H210ZM130 17V16H129ZM135 17V16H134ZM157 17V16H156ZM202 17V16H201ZM204 17V16H203ZM66 18V19H65ZM94 18V19H93ZM189 18V17H188ZM46 19V18H45ZM49 20H50V18H48ZM56 19V20H57ZM79 19V18H78ZM87 19V20H86ZM149 19V18H148ZM152 19V18H151ZM211 19V18H210ZM215 19V18H214ZM129 20V19H128ZM131 20H132V18H131ZM147 20V19H146ZM145 20V21H146ZM184 20V19H183ZM74 21V22H75ZM187 21V20H186ZM190 21V20H189ZM207 21V20H206ZM44 22V23H43ZM66 22V23H67ZM74 22H73V24L71 25L72 27H73V32H74V30H77V25H74ZM127 22V21H126ZM212 22H213V20H212ZM47 23H49V22H47ZM46 23V24H47ZM76 23V22H75ZM152 23V22H151ZM185 23V22H184ZM188 23V22H187ZM209 23V22H208ZM57 24V23H56ZM143 24H144V20H143ZM147 24V23H146ZM198 24V23H197ZM201 24V23H200ZM203 24V23H202ZM206 25H207V22L205 23ZM209 24H211V23H209ZM127 25V26H128ZM190 25H191V23H190ZM193 25V24H192ZM192 25H191V27H192ZM46 26H48V24L46 25ZM83 26V27H82ZM140 26H141V24H140ZM200 26V25H199ZM71 27V28H72ZM76 27V28H75ZM88 27H87V29H88ZM147 27V26H146ZM191 27H189V28H191ZM197 27V26H196ZM70 28V29H71ZM205 28V27H204ZM216 28V27H215ZM69 29V30H70ZM86 29V28H85ZM214 29V28H213ZM217 29V28H216ZM223 29V28H222ZM238 29V28H237ZM242 29V28H241ZM68 30V31H69ZM148 30V29H147ZM186 30V29H185ZM196 30V29H195ZM198 30V29H197ZM224 30V29H223ZM229 30V29H228ZM227 30V31H228ZM235 30V29H234ZM46 31V32H47ZM79 31H78V33H79ZM121 31V32H120ZM132 31V30H131ZM210 31V30H209ZM214 31V30H213ZM226 31V32H227ZM232 31V30H231ZM238 31V30H237ZM64 32V31H63ZM70 32V31H69ZM72 32V33H73ZM77 32V31H76ZM75 32V36L77 37V34L78 33H76ZM125 32H127V31H125ZM145 32H146V30H145ZM203 32V31H202ZM218 32V31H217ZM223 32V31H222ZM236 32V31H235ZM128 33V32H127ZM130 33V32H129ZM134 33V32H133ZM192 33H193V31H192ZM191 33V34H192ZM195 33V32H194ZM239 33V32H238ZM49 34V33H48ZM124 34V35H123ZM185 34V33H184ZM196 34H197V32H196ZM253 34H254V32H253ZM257 34V33H256ZM263 34V33H262ZM63 35H64V33H63ZM69 35H70V33H69ZM79 36H80V34H78ZM146 35V34H145ZM189 35V34H188ZM214 35H215V33H214ZM222 35V34H221ZM225 35V34H224ZM247 35V34H246ZM68 36V35H67ZM131 36V35H130ZM135 36V35H134ZM133 36V37H134ZM161 36V35H160ZM192 36V35H191ZM194 36V35H193ZM192 36V37H193ZM199 36V35H198ZM244 36V35H243ZM249 36V35H248ZM248 36H247V38H248ZM253 36V35H252ZM251 36V37H252ZM259 36V35H258ZM24 37H26V38H28V40L30 41V39L32 38L34 41L36 40V46L34 47V50H32L33 52H32V54L30 55V57H29V59H27L25 62H22L23 61V59H22V61L19 59L20 57H21V55H22V57L24 56L22 53H23V51L21 52V51H17V49H16V52L17 53H14V51H13V53L11 52V50H10V46L11 45H13V44H18V43H22L23 42V38ZM81 37H82V35H81ZM87 37V38H88ZM142 37V36H141ZM146 37H147V35H146ZM152 37V36H151ZM157 37V36H156ZM163 38H164V36H162ZM174 37V36H173ZM202 37V36H201ZM246 37V36H245ZM64 38H65V36H64ZM72 38H73V40H72ZM74 38L75 37H73V35H72V37L70 36V39L69 40H72L73 42L75 41H78V43L80 42L79 41V39H77V40H74ZM79 38V37H78ZM82 38H84V37H82ZM80 39V40H82L83 41V39ZM104 38V39H103ZM186 38H187V36H186ZM194 38V37H193ZM192 38V39H193ZM215 38V37H214ZM219 38V37H218ZM234 38V37H233ZM239 38V37H238ZM253 38V37H252ZM254 38H255V36H254ZM76 39V38H75ZM85 40H87L86 38H84ZM102 39V41H100ZM127 39V38H126ZM141 39V38H140ZM148 39V38H147ZM146 39V40H147ZM171 39V38H170ZM174 39V38H173ZM188 39V38H187ZM216 39V38H215ZM246 39V38H245ZM258 39V37L256 38V40ZM264 39V38H263ZM33 40H32V42H33ZM62 40V41H61ZM105 40V41H106ZM144 40V39H143ZM158 40V39H157ZM189 40V39H188ZM204 40V39H203ZM202 40V41H203ZM240 40V39H239ZM243 40V39H242ZM254 40V39H253ZM253 40H252V43H253ZM259 40V39H258ZM67 41V40H66ZM117 41V43H115ZM124 41H126V40H124ZM124 41H122L123 43H122V46L120 45V43H119V45L121 46H117L116 45V48H120L119 49V51L118 52H120L121 50H122V47L123 46H125L124 45ZM145 41V40H144ZM143 41V42H144ZM224 41V40H223ZM236 41V40H235ZM247 41H248V39H247ZM247 41L245 42V43H247ZM255 41V40H254ZM70 42V44H68L69 45V52L71 51L70 50V46L72 47V45H73V43L71 42V41H67V43H69ZM86 42V41H85ZM85 42H84V44H85ZM108 42V43H107ZM150 42V41H149ZM162 42H163V40H162ZM174 42V41H173ZM172 42V43H173ZM186 42V41H185ZM234 42V41H233ZM238 41H236V43H237ZM260 42V41H259ZM262 42V41H261ZM29 43H31V41L29 42ZM81 43H83V42H81ZM87 43H88V40H87ZM106 45L104 44V43H102L105 47L106 46H108V47H110L109 46V41H106ZM128 43V42H127ZM130 43H132L133 44V46H136L137 45V47H138V49H139V53H138V57L137 58H135V57H133V55L132 54H129V53H127V55H125L126 57H125V61H124V64L123 63H121V66H122V69H125V67L127 68V65H132V68L134 69V66L135 65H137L136 67L138 68V70H139V76L138 77H142V74H143V69H145V68H150V69H152L154 72H156L159 76H160V78H162L163 79V83H166V85H168L169 87H171V88H173V89H175L176 91H178L179 93H180V95L185 99V101H186V105L184 106V104H183V109L182 110H180L181 112H180V114L177 116V117H175V118H173V119H171L170 121H169V127L171 128V130L173 129V127L174 126H176V125H178V124H180L182 121H192L196 126H198L199 128H204V127H209L208 125V123H210V121H212V122H214V124L215 125H217V127H216V129H215V132L213 133L214 134V136H215V139L217 140V141H219L220 143H226L229 139H231L232 137H233V135H234V133L236 132V130H237V127L239 126L238 125V122L236 123V121H234L233 120V118L231 117V116H229L228 115V113H226L225 111H223V109L221 110V109H219L218 108V105L216 106V101L214 102V101H211V100H208L207 101V98H204L203 97V95H201L200 93H198L195 89H193L192 88V84H191V82H193L192 81V79H193V76H194V70L196 69L195 68V65H194V63L192 62V61H189V59L184 55V51L182 52L183 54H180V52L177 50V49H179V48H175V47H171V48H167V47H158L157 49H155L154 51H151L150 50V52H144V50H146V49H142L141 47H140V43L139 42H137V41H134V39H132V42H130ZM146 43V42H145ZM171 43V42H170ZM187 43V42H186ZM245 43H243V44H245ZM258 43V42H257ZM262 43H264V40H263V42ZM90 44V45H91ZM143 44V43H142ZM158 44V43H157ZM182 44V43H181ZM184 44V43H183ZM259 45L261 44V43H258ZM19 45V44H18ZM32 45V44H31ZM34 45H35V42H34ZM33 45V46H34ZM68 45L66 46V47H68ZM83 45V44H82ZM82 45H79V46H81L82 47ZM86 45V44H85ZM89 45V44H88ZM102 45V46H103ZM159 45V44H158ZM171 45V44H170ZM240 45V44H239ZM252 45V44H251ZM24 46V45H23ZM73 46H75V45H73ZM87 46V45H86ZM96 46H98V47H96ZM103 46V47H104ZM161 46V45H160ZM165 46V45H164ZM172 46H174L173 44H172ZM186 46V45H185ZM217 46V45H216ZM224 46V45H223ZM236 46V45H235ZM248 46H249V42H248ZM21 47V46H20ZM31 47V49L33 48L32 46H30L29 45V48ZM76 47V46H75ZM102 47V49H104ZM113 47H115V46H113ZM128 47V46H127ZM145 47V46H144ZM178 47V46H177ZM187 47V46H186ZM192 47V46H191ZM228 47V46H227ZM253 47V46H252ZM257 47V46H256ZM100 48H101V46H100ZM100 48H98V49H100ZM149 48V47H148ZM233 48V47H232ZM262 48V47H261ZM18 49H19V47H18ZM62 49V48H61ZM60 49V50H61ZM78 48H75V50H76V52H74L73 50H74V47H72V51L74 52V53H77V51H79V50H77ZM108 50H109V48H107ZM111 49V48H110ZM125 49H127L126 47H125ZM129 49V48H128ZM188 49H189V47H188ZM215 50H216V48H214ZM231 49V48H230ZM240 49H241V47H240ZM247 49V48H246ZM250 49V48H249ZM20 50H22V49H20ZM27 50H28V47H27ZM26 50V51H27ZM63 50H65V49H63ZM67 50V49H66ZM101 50V49H100ZM118 50V49H117ZM132 50V49H131ZM148 50V49H147ZM180 50V49H179ZM186 50V49H185ZM190 50V49H189ZM194 50V49H193ZM192 50V51H193ZM200 50V49H199ZM254 50V49H253ZM260 50V49H259ZM263 50H264V47H263ZM30 51V50H29ZM28 51V52H29ZM104 51V52H103ZM103 51H101L103 54L104 53H106V48L103 50ZM138 51V50H137ZM210 51H212V49L210 50ZM236 51V50H235ZM251 51H252V49H251ZM258 51V50H257ZM65 53H67L68 54V51H64ZM111 52V51H110ZM127 52V51H126ZM189 52V51H188ZM187 52V53H188ZM197 52V51H196ZM200 52V51H199ZM213 52V51H212ZM216 52H217V50H216ZM246 52V51H245ZM248 52V51H247ZM255 52V51H254ZM72 53V52H71ZM101 53V54H102ZM108 53V52H107ZM195 53V52H194ZM206 53V52H205ZM225 53V52H224ZM223 53V54H224ZM231 53V52H230ZM241 53V52H240ZM249 53V52H248ZM27 54H29V53H27ZM62 54V53H61ZM66 54V56L64 57L65 59L67 58V56H69V55H67ZM120 54H121V52H120ZM188 54H190V53H188ZM199 54V53H198ZM259 54V53H258ZM135 55H136V52H135ZM204 55V54H203ZM202 55V56H203ZM245 55H247V54H245ZM29 56V55H28ZM60 56V55H59ZM190 56V55H189ZM210 56V55H209ZM232 56V55H231ZM262 56V55H261ZM122 57V56H121ZM121 57H120V59H121ZM193 57V56H192ZM213 57V56H212ZM247 57V56H246ZM263 57V56H262ZM61 58V57H60ZM62 58H63V56H62ZM63 58V59H64ZM69 58V57H68ZM123 58H124V56H123ZM122 58V59H123ZM204 59L206 58V57H203ZM211 58V57H210ZM214 58V57H213ZM229 58V57H228ZM25 59V58H24ZM121 59V60H122ZM193 59V58H192ZM197 59V58H196ZM113 60V59H112ZM63 61V63L64 62H66V60H62ZM179 61L182 63H180L179 65H176L177 64V62L179 63ZM231 61V60H230ZM117 62V61H116ZM119 62H120V60H119ZM123 62V61H122ZM212 62V61H211ZM243 62H244V60H243ZM249 62V61H248ZM248 62H247V64H248ZM23 63V64H22ZM67 63V62H66ZM109 63H110V61H109ZM108 63V64H109ZM112 63V62H111ZM225 63V62H224ZM114 64V63H113ZM184 64V65H183ZM228 64V63H227ZM234 64V63H233ZM260 64H261V62H260ZM80 65V64H79ZM85 65V64H84ZM119 65V64H118ZM118 65H116L117 66V69L118 68H120ZM134 65V66H133ZM66 66V65H65ZM68 66V65H67ZM66 66V70H68L69 68V66L67 67ZM100 66V65H99ZM104 67H105V64L103 65ZM102 66V67H103ZM109 66V65H108ZM115 66V65H114ZM116 66H115V68H116ZM204 66V65H203ZM107 67V66H106ZM110 67V66H109ZM211 67V66H210ZM226 67V66H225ZM244 67H245V64H244ZM243 67V68H244ZM84 68V67H83ZM82 68V69H83ZM108 68V67H107ZM106 68V69H107ZM132 68H131V70H132ZM231 68V67H230ZM234 68V67H233ZM252 68V67H251ZM109 69V68H108ZM117 69L115 70L116 71V73H117ZM121 69V70H122ZM219 69V68H218ZM226 69V68H225ZM65 70V71H66ZM119 70V69H118ZM127 70H129V69H127ZM137 70V71H138ZM201 70V69H200ZM252 70V69H251ZM81 71V70H80ZM85 71V70H84ZM87 71V70H86ZM120 71V70H119ZM119 71H118V73L117 74H119ZM124 71V70H123ZM123 71H120V74H121V72H123ZM205 71H206V69H205ZM232 71V70H231ZM243 71V70H242ZM248 71H249V69H248ZM60 72H61V74H60ZM67 72H69V71H67ZM81 72H83V71H81ZM89 72H90V70H89ZM129 72V71H128ZM133 72V71H132ZM147 72H149V71H147ZM196 72V71H195ZM204 72V71H203ZM221 72H223L222 70H221ZM246 72V71H245ZM51 73H56L55 74V76H53V74H51ZM97 73V72H96ZM115 73V72H114ZM210 73V72H209ZM209 73H207V74H209ZM227 73V72H226ZM251 73H252V71H251ZM257 73L259 74V72L257 71ZM262 73V72H261ZM16 74H18V76L20 77L19 79H21V80H19L18 81V79L17 80H14V78H15V76H17ZM49 74H51V76H53V81H48V80H50V77H49V79H47L46 80V78L47 77H45V76H48ZM130 74H131V72H130ZM156 74V75H157ZM196 74V73H195ZM220 74V73H219ZM224 74V73H223ZM248 74H250V73H248ZM6 75H9L8 77H5ZM85 73H84V75H83V78L85 77ZM88 75V74H87ZM86 75V76H87ZM151 75V74H150ZM203 75V74H202ZM204 75H205V73H204ZM210 75V74H209ZM246 75V74H245ZM251 75V74H250ZM255 75V74H254ZM39 76H41V77H39ZM44 76V77H43ZM96 76H97V74H96ZM122 76V75H121ZM129 76V75H128ZM145 76V75H144ZM224 76V75H223ZM43 77V78H42ZM61 77L63 78V74L61 75ZM60 76H59V78H61ZM92 77H93V75H92ZM133 77V76H132ZM202 77H204V76H202ZM219 77V76H218ZM243 77V76H242ZM251 77H253V75L251 76ZM256 77V76H255ZM37 78V79H36ZM38 78H41L42 79V81H41V79H40V81L41 82H39L40 84H38ZM58 77H56L55 79H57V80H60ZM61 78V79H62ZM150 78V77H149ZM217 78V77H216ZM220 78V77H219ZM246 78V77H245ZM34 79V81L36 80V82H34V81H32ZM44 79V80H43ZM52 79V78H51ZM139 79V78H138ZM148 79V78H147ZM199 79V78H198ZM207 79V78H206ZM249 79V78H248ZM85 80H86V78L84 79V85L85 84H90V88H93V89H91V91L93 92V90H99L100 91V93H101V90L100 89H98L99 87H97V86H95V84H93L92 82H89L88 80H86V83H85ZM132 80V79H131ZM197 80V79H196ZM205 80V79H204ZM223 80V79H222ZM16 81H18L19 82V86H17L16 85V83H18V82H16ZM20 81H21V83H20ZM62 81V80H61ZM142 82H143V80H141ZM140 81V82H141ZM145 81V80H144ZM211 81V80H210ZM209 81V82H210ZM224 81V80H223ZM228 81V80H227ZM57 82V81H56ZM56 82L54 83V84H56ZM89 82V83H88ZM120 82V81H119ZM127 82V81H126ZM129 82V81H128ZM127 82V83H128ZM199 82V81H198ZM208 82V81H207ZM58 83H59V81H58ZM57 83V84H58ZM91 83H92V85H91ZM202 83V82H201ZM214 83V82H213ZM224 83V82H223ZM255 83V82H254ZM21 84V85H20ZM60 84V83H59ZM58 84V85H59ZM119 84V83H118ZM193 84H194V82H193ZM204 84H205V82H204ZM203 84V85H204ZM212 84V83H211ZM218 84V83H217ZM230 84H231V82H230ZM40 85V86H39ZM44 85H45V83H44ZM94 85V86H93ZM115 85V84H114ZM120 85V84H119ZM127 85V84H126ZM159 85H161L160 83H159ZM206 85V84H205ZM47 86V87H48ZM50 86H52L51 84H50ZM49 86V87H50ZM93 86V87H92ZM116 86H117V82H116ZM116 86L114 87V89H115V91L116 90H119V89H116ZM196 86V85H195ZM200 86V85H199ZM222 86V85H221ZM39 87V88H38ZM47 87H45V88H47ZM49 87L47 88V92H48V94H46V93H40V91H39V93H38V95H37V97L35 98V100H36V102L30 107H27V105H26V107H22L21 108V110L23 111H21L22 112V114H23V118H24V116H25V113L27 112V111H29L30 113H31V111L30 110H32V111H35V110H37V116L40 118V120H42V119H48L49 117H51V118H54L55 120H58L59 118H61V116H62V114L66 111V109L63 107V106H59V104L58 105H49V106H47V101H48V99L49 98H51V97H53L54 96V92L56 93V89H49ZM55 87V86H54ZM56 87H57V85H56ZM96 87H97V89H96ZM149 87V86H148ZM198 87V86H197ZM207 87H209V86H207ZM219 87H220V85H219ZM223 87V86H222ZM34 88H36V91H35V89L33 90ZM87 88V87H86ZM95 88V89H94ZM122 88V87H121ZM145 88V87H144ZM154 88H156V87H154ZM49 89V90H48ZM88 89V88H87ZM125 89V88H124ZM163 89V88H162ZM169 89V88H168ZM220 89V88H219ZM229 89H231L230 87H229ZM44 89H42L41 91H43ZM46 90V89H45ZM157 90V89H156ZM171 90V89H170ZM208 90V89H207ZM99 91H97V93L99 92ZM164 90H160V92L162 93ZM165 91H167V90H165ZM169 91V90H168ZM203 91V90H202ZM211 91V90H210ZM95 92V91H94ZM114 92V91H113ZM119 92V91H118ZM116 93V92H115ZM123 93H128V92H123ZM205 93H207V92H205ZM229 93V92H228ZM258 93V92H257ZM95 94V93H94ZM102 94V93H101ZM118 93H116V96H118L117 95ZM163 94V93H162ZM211 94H212V92H211ZM248 94V93H247ZM251 94V93H250ZM261 94V93H260ZM19 95V96H18ZM35 95V96H36ZM97 95H99V94H97ZM119 95H121V94H119ZM159 95H161V94H159ZM230 95V94H229ZM228 95V96H229ZM262 95V94H261ZM32 96V97H33ZM101 96V95H100ZM158 96V95H157ZM233 96H234V93H233ZM120 97V96H119ZM119 97H117L118 99H119ZM130 97H132L131 95H130ZM217 97V96H216ZM223 97V96H222ZM224 97H227V94H226V96H224ZM236 97V96H235ZM22 98H24V97H22ZM220 98V97H219ZM254 98V97H253ZM21 99V98H20ZM116 99V98H115ZM128 99V98H127ZM130 99V98H129ZM213 99V98H212ZM9 100H7V101H9ZM213 100H216V98H214ZM227 100V99H226ZM27 101V100H26ZM221 101V100H220ZM242 101H244V100H242ZM253 101V100H252ZM259 101V100H258ZM23 102V99L22 100H19V101H17V104H20V103H22ZM223 102V101H222ZM55 103V102H54ZM25 104V103H24ZM23 104V105H24ZM32 104V103H31ZM46 104V105H45ZM53 104V103H52ZM57 104V103H56ZM230 104V103H229ZM235 104V103H234ZM233 104V105H234ZM249 104V103H248ZM252 104V103H251ZM16 105V104H15ZM61 105V104H60ZM221 105V104H220ZM228 105V104H227ZM80 106V105H79ZM110 106V105H109ZM234 106H236V105H234ZM256 106V105H255ZM8 107H10V106H7V108ZM18 107V106H17ZM263 107V106H262ZM4 108H6V107H4ZM69 108V107H68ZM111 108V107H110ZM255 108V107H254ZM253 108V109H254ZM258 108V107H257ZM105 109V108H104ZM103 109V111H105V113H106V111H108L109 110V107H108V110L106 109V110H104ZM113 109V108H112ZM246 109V108H245ZM76 110L78 111V113L80 114V117H81V115L82 116H86L87 117V114H89V112L87 111V110H85L84 108H82V107H77L76 106ZM225 110V109H224ZM19 111V110H18ZM110 111V110H109ZM112 111V110H111ZM3 112V111H2ZM69 112V111H68ZM238 112V111H237ZM245 112V111H244ZM6 113V112H5ZM16 113V112H15ZM108 113V112H107ZM179 113V112H178ZM255 113H256V111H255ZM13 114V113H12ZM67 114V113H66ZM243 114V113H242ZM108 115V114H107ZM110 115V114H109ZM230 115H232V114H230ZM236 115V114H235ZM90 116V115H89ZM115 116V115H114ZM256 116V115H255ZM261 116V115H260ZM35 117V116H34ZM243 117V116H242ZM245 117V116H244ZM7 118H8V116H7ZM21 118V117H20ZM50 118V119H51ZM84 118V117H83ZM252 118V117H251ZM17 119V118H16ZM53 119V120H54ZM109 119H110V117H109ZM116 119V122H119V121H121L123 118L122 117H119V118H115ZM19 120H21V119H19ZM24 120V119H23ZM11 121V120H10ZM52 121V120H51ZM259 121H260V119H259ZM38 122V121H37ZM44 122H45V120H44ZM43 122V123H44ZM241 122V121H240ZM21 123V122H20ZM46 123V122H45ZM54 123H59V121L58 122H54ZM113 123V122H112ZM119 124V123H118ZM212 124V123H211ZM194 125V126H195ZM250 125V124H249ZM115 125H113V127H114ZM190 126H191V124H190ZM198 127H197V130L199 131V129H198ZM258 127V126H257ZM178 128V127H177ZM196 128V127H195ZM213 128V127H212ZM252 128V127H251ZM250 128V129H251ZM176 129V128H175ZM187 129V128H186ZM254 129V128H253ZM203 130V129H202ZM181 131V130H180ZM190 131V130H189ZM198 131H196V132H198ZM207 131H209V130H207ZM242 132V131H241ZM183 133V132H182ZM194 133V132H193ZM200 133V132H199ZM198 133V134H199ZM206 133V132H205ZM237 133V132H236ZM180 134V133H179ZM196 134V133H195ZM204 134V133H203ZM209 135H212V134H210V133H208ZM247 134V133H246ZM190 135H192V133L190 134ZM189 135V136H190ZM201 135V134H200ZM205 135V134H204ZM181 136V135H180ZM213 136V135H212ZM212 136H210V137H212ZM191 137V136H190ZM234 137H237V136H234ZM179 138V137H178ZM194 138V137H193ZM247 138V137H246ZM183 139H184V137H183ZM186 139V138H185ZM213 139V138H212ZM84 140V138L83 139H81L80 141H83ZM234 140V139H233ZM238 140V139H237ZM88 141V140H87ZM86 141V142H87ZM178 141V140H177ZM186 141V140H185ZM212 141V140H211ZM75 142V141H74ZM182 142H183V140H182ZM188 142V141H187ZM191 142V141H190ZM76 143V142H75ZM80 143V142H79ZM92 143V142H91ZM177 143H179V142H177ZM185 143V142H184ZM193 143V142H192ZM191 143V144H192ZM205 143V142H204ZM84 144V143H83ZM86 144V143H85ZM234 144V143H233ZM260 144V143H259ZM92 145V144H91ZM173 145H175V143L173 144ZM236 145V144H235ZM239 145V144H238ZM70 146H72V145H70ZM85 146V145H84ZM94 146V145H93ZM179 145H176V147H178ZM185 146V145H184ZM183 146V147H184ZM202 146H204V145H202ZM201 146V147H202ZM208 146V145H207ZM180 147V146H179ZM197 147V146H196ZM233 147V146H232ZM236 147V146H235ZM246 147V146H245ZM83 148V146L80 148V146L77 144V147L74 149L75 151H77V150H81ZM85 148V147H84ZM88 148H90V147H88ZM92 148V147H91ZM97 148V146L95 147V149ZM193 148V147H192ZM198 148V147H197ZM231 148V147H230ZM234 148V147H233ZM238 148V147H237ZM77 149V150H76ZM93 149V148H92ZM173 149L175 150V148L173 147ZM177 149V148H176ZM212 149V148H211ZM219 149V148H218ZM67 150V149H66ZM69 150H71V149H69ZM100 150V149H99ZM98 150V151H99ZM103 150H104V148H103ZM204 149L202 148V151H203ZM253 150V149H252ZM255 150H256V148H255ZM259 150V149H258ZM72 151V150H71ZM173 151V150H172ZM201 151V152H202ZM205 151V150H204ZM229 151V150H228ZM244 150H243V148H242V152H243ZM73 152V151H72ZM81 152V151H80ZM91 152H93V151H91ZM100 152V151H99ZM102 152V151H101ZM105 152V151H104ZM195 152V151H194ZM237 152V151H236ZM251 152V151H250ZM68 153V152H67ZM73 153H75V152H73ZM77 153L79 154V151H77L76 152V155H77ZM173 153V152H172ZM177 153H179V152H177L176 150H175V154L177 155ZM200 153V152H199ZM198 153V154H199ZM71 154V153H70ZM81 154H84V153H81ZM80 154V155H81ZM180 154V153H179ZM196 154V153H195ZM201 154V153H200ZM73 155V154H72ZM80 155H78V157L80 156ZM102 155H104V154H102ZM197 155V154H196ZM202 155H203V152H202ZM219 155V154H218ZM71 156V155H70ZM74 156H75V154H74ZM76 157V156H75ZM102 157V156H101ZM106 157V156H105ZM117 157V160H118V156H116ZM120 157V156H119ZM228 157V156H227ZM245 157H247V156H245ZM122 158H123V156H122ZM121 158V159H122ZM169 158V157H168ZM241 158V157H240ZM120 159V158H119ZM126 159V158H125ZM124 159V160H125ZM128 159V158H127ZM194 159V158H193ZM203 159V158H202ZM204 159H206V158H204ZM223 159V158H222ZM226 159H228V158H226ZM103 160V159H102ZM117 160H112V162H109L108 161V158L106 157V161L108 162V165L107 166H109V163L111 164L110 166L113 168V166H112V164L115 162V161H117ZM167 160V159H166ZM72 161V160H71ZM129 161L130 162H132V160H130L129 159ZM214 161V160H213ZM68 162H70V161H68ZM68 162H67V164H68ZM102 162V161H101ZM119 162H121V161H118L117 162V164L119 163ZM163 162V161H162ZM198 162V161H197ZM197 162H195V161H193L191 158H190V156L187 154V152H184V153H181V155H180V157L179 158H175V156L172 158V159H170V160H168V161H166V163L164 164L166 167H164V168H168V167H173L174 169L176 168V170L180 173V174H183V173H186V174H188V175H190V176H188L189 177V179L190 178H192L193 179V185H191V187L193 186V193H195L197 196H195L194 194H192V192H191V189L188 191V189L189 188H187L186 187V189L184 188V190H186V191H183V188H179L178 186H180V184H181V186H182V184L184 183V181L183 180H181V182H183V183H181L180 182V176H177L178 175V173H177V175H175L176 176V179H175V177H170L169 176V173L167 174L166 172V174L168 175L167 177H170V179H172V178H174V179H172V180H170L169 178V180H167L168 181V185L170 186V182L169 181H175V180H178V182H180V184L179 183H176V185L175 186H177V184H178V186H177V188L179 189V195L177 194L178 192H176V191H178V189L176 188V191H175V189H174V193H172V194H170V192H172V191H170V189H171V187L172 188H174V186L173 185H171V187L169 188L168 187V185L167 186H165V187H167V188H169V189H167V191H169V194L172 196H175V195H178L179 197H180V194L182 193V192H184V193H182V195H183V198H179V200L178 199H176V202L177 203H179V204H177V208H178V206H179V208L178 209H180L179 211H180V214H178V216H177V213L179 212V211H174L175 213L173 214V213H170V215H171V217L169 218H167L166 216H165V214L164 213H162L161 211H160V215H159V213L158 214H156V217L159 215V218H158V221H159V225H160V227L162 228V229H165V230H167L168 232H169V228H171L172 226L173 227H175V226H177V227H175L176 228V230H177V228H178V225H179V223H180V219H182V220H188V218H190L189 220H191V219H194L195 218V216H196V213L195 212H197V216H198V219H200L201 218V216L199 215V213H198V210L200 211L201 209H200V206H202V205H200V206H198L200 203H199V201H201V200H198V199H200V197H205V198H210V197H214L216 194H219V192H221V191H223V192H225L226 194H229L228 192L230 191L229 190V183L226 181V180H224V179H207V178H205L204 176H202V174L200 173L201 171V167H202V165L201 164H199V163H197ZM205 162V161H204ZM103 163H104V161H103ZM102 163V164H103ZM106 163V162H105ZM127 163H128V161H127ZM116 164V163H115ZM114 164V165H115ZM120 164V163H119ZM123 164V163H122ZM130 164V163H129ZM205 164V163H204ZM64 165V164H63ZM128 165V164H127ZM135 165V164H134ZM106 166V165H105ZM104 166V167H105ZM115 166H118V165H115ZM120 166V165H119ZM118 166V167H119ZM124 167H125V164L123 165ZM130 167H131V164L129 165ZM204 166H206V165H204ZM64 167V166H63ZM68 167V169H69V165L67 166ZM67 167H64L65 169L67 168ZM71 167V166H70ZM102 167H103V165H102ZM127 167V166H126ZM227 167V166H226ZM117 168V167H116ZM122 168V167H121ZM120 168V169H121ZM105 169H107V168H105ZM111 168H109V170H110ZM119 169V168H118ZM127 169V168H126ZM129 169H131V168H129ZM134 169V168H133ZM132 169V170H133ZM200 169V170H199ZM230 169V171L229 172H231V169L232 168H229ZM112 170V169H111ZM114 170V169H113ZM124 170V169H123ZM131 170V171H132ZM143 170V169H142ZM142 170H140V171H142ZM227 169H225V171H226ZM117 171V170H116ZM116 171H112L113 173H115ZM120 172H121V170H119ZM134 171V170H133ZM133 171H132V173H133ZM136 172H137V170H135ZM135 171H134V173H135ZM64 172V171H63ZM98 172V171H97ZM102 172V171H101ZM139 172V171H138ZM137 172V173H138ZM106 173H107V171H106ZM122 173V172H121ZM126 173H128V172H126ZM137 173H135V175H137ZM143 173H144V171H143ZM221 173V172H220ZM257 173V172H256ZM98 174V173H97ZM101 174V173H100ZM99 174V175H100ZM144 174H146V173H144ZM143 174V175H144ZM165 174V175H166ZM179 174V175H180ZM225 174V173H224ZM114 175V174H113ZM118 175V174H117ZM121 175H123V174H121ZM120 175V176H121ZM129 175V174H128ZM127 174H125V180L127 181L128 179H129V181H128V185H129V182H130V180H132V178L130 179V176H128ZM141 175V174H140ZM147 175V174H146ZM165 175H164V177H165ZM215 175V174H214ZM102 176H104V175H102ZM124 176V175H123ZM122 176V177H123ZM133 176H134V174H133ZM138 176V175H137ZM136 176V177H137ZM186 176V175H185ZM220 176V175H219ZM218 176V177H219ZM100 177V176H99ZM135 177V178H136ZM147 177H148V175H147ZM147 177H146V179H147ZM152 177V176H151ZM167 177H165L164 179L166 180L167 179ZM179 177V178H178ZM228 177V176H227ZM121 178V177H120ZM134 178V177H133ZM134 178V179H135ZM140 178V177H139ZM97 179H98V177H97ZM100 179V178H99ZM117 179V178H116ZM141 179H143V177L141 178ZM141 179H140V182H141ZM148 179H149V177H148ZM236 179V178H235ZM260 179V178H259ZM104 180V179H103ZM106 180V179H105ZM105 180H104V182H105ZM124 180V179H123ZM139 180V179H138ZM150 180H152L153 181V179H150ZM232 180V179H231ZM50 181L54 184L55 183V187H57L58 185H57V180H54L53 181V179L51 180L50 179ZM55 181H57V182H55ZM96 181H98V180H96ZM101 181H102V179H101ZM109 181V180H108ZM108 181H107V183H108ZM113 181H115V180H113ZM134 181V180H133ZM133 181H132V184H136L137 186H135V185H132V186H134V187H136V191H137V187L138 186H140V184L139 183H137L138 181H136V183H133ZM155 181V180H154ZM188 181V180H187ZM192 181V180H191ZM99 182V181H98ZM103 182V183H104ZM110 182V181H109ZM122 182V181H121ZM135 182V181H134ZM150 182V181H149ZM148 182V183H149ZM185 182H186V179H185ZM259 182V181H258ZM120 183V182H119ZM125 182L123 181V186L125 185L126 186V183L124 184ZM142 183V182H141ZM143 183H145L144 181H143ZM155 183H156V181H155ZM155 183H153V182H151V184H155ZM113 184V183H112ZM118 184V183H117ZM122 184V183H121ZM151 184H148L149 186L151 185ZM157 184H159L158 182L156 183V185ZM172 184H173V182H172ZM185 184V183H184ZM50 185H52V184H50ZM57 185V186H56ZM93 185V184H92ZM120 185V184H119ZM127 185V186H128ZM131 185V184H130ZM130 185H129V187H130ZM53 186V185H52ZM110 186H111V183H110ZM131 186V187H132ZM153 186H155V185H153ZM153 186H151V188L153 187ZM158 186H160V188L162 187L161 185H157V187ZM183 186H185V185H183ZM187 186V185H186ZM102 188H104L103 187V184H102V186H101ZM118 187V186H117ZM116 187V188H117ZM131 187H130V189H131ZM141 187H142V185H141ZM141 187H138L139 189L141 188ZM229 187V188H228ZM254 187H255V185H254ZM58 188V187H57ZM56 188V189H57ZM70 188V187H69ZM99 188H100V186H99ZM101 188V189H102ZM106 188V187H105ZM109 188H112V187H108V185H107V189H109ZM115 188V187H114ZM118 188H120V187H118ZM123 188H126V187H123ZM123 188L121 187V189L123 190ZM133 188V187H132ZM147 188H148V186H147ZM146 188V189H147ZM150 188V187H149ZM155 187H153V189H154ZM160 188H156L157 190L158 189H160ZM162 188H164V187H162ZM162 188H161V193H163V192H167V191H163L162 192ZM235 188V187H234ZM233 188V189H234ZM61 191H60V190ZM165 189V188H164ZM180 189H182V191H180ZM39 190V189H38ZM37 190V191H38ZM46 190V189H45ZM58 190L62 193V189L59 187L58 188ZM57 190V191H58ZM71 190V189H70ZM100 190V189H99ZM121 190V191H122ZM133 190H135V189H133ZM133 190L131 191V193H133ZM141 190V193H142V195H144V192H142V188L140 189ZM140 190H139V192H140ZM149 190V189H148ZM151 190V189H150ZM232 190V189H231ZM257 190V189H256ZM41 191V190H40ZM65 192H67V190H66V188H65V190H64ZM63 191V192H64ZM101 191H103V190H101ZM116 191V190H115ZM118 192H119V189L117 190ZM120 191V192H121ZM125 191V190H124ZM128 191V190H127ZM145 191V190H144ZM155 191V190H154ZM188 191V192H187ZM234 190H232L231 192H233ZM246 191V190H245ZM71 193L73 192L72 190L70 191ZM107 192V191H106ZM135 192V191H134ZM146 193H147V190L145 191ZM222 192V193H223ZM230 192V193H231ZM235 192V191H234ZM239 192V191H238ZM263 192V191H262ZM36 193V192H35ZM44 193V192H43ZM57 193V192H56ZM105 193V192H104ZM114 194H116V192H113ZM124 193V192H123ZM153 192H151V194H152ZM160 193V194H161ZM191 193V194H190ZM28 194V193H27ZM70 194V193H69ZM96 194V193H95ZM110 194H111V191H110ZM155 194V193H154ZM157 194H158V192H157ZM168 194V195H169ZM233 194V193H232ZM36 195V194H35ZM39 195H40V193H39ZM74 195V194H73ZM109 195V194H108ZM116 195H118V194H116ZM115 195V196H116ZM125 194H123V196H124ZM129 195H131L130 193H129ZM139 195V194H138ZM149 196H150V194H148ZM153 195V194H152ZM152 195H151V198H152ZM165 195H167V194H165ZM165 195L163 196V194H162V196H163V198H162V196H160V195H158V196H160L162 199H165ZM167 195V197H170V196H168ZM260 195H261V193H260ZM263 195V194H262ZM50 196V195H49ZM58 196H61V194H58ZM67 196V195H66ZM70 196H71V199L70 200H73V198L75 197H73L72 198V195L70 194ZM80 196V195H79ZM105 196H107V195H105ZM115 196L113 197L112 196V199L114 198V200H115ZM126 196H127V194H126ZM154 196V195H153ZM157 196V195H156ZM155 196V197H156ZM172 196V197H173ZM226 196V195H225ZM97 197V196H96ZM259 197V196H258ZM68 198H67V200H68ZM105 198H107V197H105ZM123 198V197H122ZM127 198V197H126ZM135 198V197H134ZM148 198V197H147ZM161 198H159V199H161ZM175 198H178V197H176L175 196ZM174 197H173V199H175ZM231 198V197H230ZM263 198V197H262ZM22 199V198H21ZM76 200H77V198H75ZM91 199V198H90ZM141 199H144L143 198V196H142V198ZM158 199V200H159ZM181 199V200H180ZM202 199V198H201ZM242 199V198H241ZM249 199V198H248ZM5 200H6V198H5ZM25 201H27V199H24ZM64 200V199H63ZM84 200H85V198H84ZM114 200H113V202H114ZM118 200H120V198H118L117 197V200H116V202H118ZM123 200V199H122ZM135 200V199H134ZM157 200V201H158ZM171 200V199H170ZM198 200V201H197ZM23 201V200H22ZM44 201V200H43ZM80 201H82L80 198H79V202ZM99 201V200H98ZM128 201V200H127ZM130 203H132L133 202V199L131 200L130 199ZM145 201V200H144ZM143 201V202H144ZM147 201V200H146ZM145 201V202H146ZM157 201H156V199H155V201L154 200H152L151 202H149V207L151 206L150 204H153L152 202H156L157 203ZM160 201V200H159ZM165 201V200H164ZM163 200H162V203L160 204V203H158V204H160V205H163V202H164ZM175 201V200H174ZM174 201H172V202H174ZM179 201V202H178ZM180 201H182V203L180 202ZM184 201H185V203H184ZM188 201V202H187ZM251 201V200H250ZM8 202V201H7ZM13 202V201H12ZM108 202V201H107ZM125 202H126V200H125ZM135 202V201H134ZM138 202V201H137ZM142 202V203H143ZM144 202V203H145ZM167 202V201H166ZM171 202V201H170ZM195 204V205H197L196 207H195V205H193V208L195 209H192V206L191 205H188V204ZM209 202V201H208ZM207 202V206H206V209L209 211V212H220L221 213V210H224V209H226L227 208V206H226V202H224L223 204H219V205H213L212 204V202H210V203H208ZM11 203V202H10ZM18 203H20L19 201H18ZM59 203H60V201H59ZM64 203H66V202H64ZM77 203H78V201H77ZM85 203V202H84ZM88 203H90V202H88ZM118 203H121V202H118ZM123 203V202H122ZM128 203V202H127ZM126 203V204H127ZM165 203V202H164ZM181 203V204H180ZM214 203V202H213ZM228 203V202H227ZM5 204V203H4ZM15 204V203H14ZM61 204V203H60ZM95 204V203H94ZM93 204V205H94ZM114 204V203H113ZM129 204V203H128ZM145 204H147V203H145ZM155 204V203H154ZM167 204H170V203H167ZM166 204V206H168ZM174 205H175V203H173ZM185 204V205H184ZM19 205V207H20V204H18ZM58 205V204H57ZM66 205V204H65ZM88 205H90L91 207H92V205H91V203L90 204H88ZM129 205H131V204H129ZM135 205V204H134ZM134 205H132L133 207H134ZM136 205H138V203L136 204ZM135 205V206H136ZM140 205V204H139ZM165 205V204H164ZM163 205V206H164ZM172 205V204H171ZM11 206H14V205H11ZM10 206V207H11ZM24 206V205H23ZM60 206V205H59ZM63 206V205H62ZM67 206V205H66ZM68 206H69V204H68ZM106 206V205H105ZM140 206H142V204L140 205ZM152 206H154V205H152ZM186 206L190 209L189 211H188V208H186ZM260 206V205H259ZM61 207V206H60ZM80 207V209L81 208H89V207H87V205H85L84 206V204H82V207H81V205L79 206ZM90 207V208H91ZM114 207V206H113ZM123 207V206H122ZM127 207H130V206H128L127 205ZM144 207V206H143ZM154 207H156V205L154 206ZM162 207V206H161ZM168 207H170V206H168ZM166 208V209H168V213L167 214H169V212L170 211H172V210H169V208ZM172 207V206H171ZM175 206H173V208H174ZM191 207V208H190ZM197 207L199 208V209H197ZM204 207V206H203ZM230 207V206H229ZM228 207V208H229ZM70 208V207H69ZM100 208V207H99ZM136 209H137V207H135ZM152 208V207H151ZM150 208V209H151ZM158 208V207H157ZM157 208H155V209H157ZM163 208V207H162ZM253 208V207H252ZM262 208V207H261ZM260 208V209H261ZM80 209H77V208H75V207H73L72 208V215H70L69 217H66L65 216V214H63L62 212H61V210L62 209H60L59 207H57V206H55L54 204H51V203H38V204H33L31 201H27V206L25 207V208H15V207H13V208H11V209H9V210H7V212H2V211H0V227H2V230H1V234H0V260H1V262H3V264H64L65 263V261H68V263L69 264H108L109 263V261H110V255H112L111 254V252L113 251V249L115 250V252H116V257H117V263L118 264H126V260H127V257H128V252H129V249H128V242H127V239L125 238V236H124V234L123 233H120V232H114L113 231V229L115 228L116 229V227H118V225L116 226V227H114L113 229H111L112 231H105L104 229H103V227L105 226V223H106V220H105V223L103 222V220H101L100 221V219H99V222H102V223H104V226L102 227V229L104 230V231H100V230H95V229H97V228H95L94 229V227H93V225L90 223V222H86V221H84L82 218H81V216L79 215V211H80ZM95 209L97 210V208H96V205H95ZM117 209H120V208H117ZM117 209H115V210H117ZM133 209V208H132ZM140 209H141V207H140ZM144 209H146L145 207H144ZM149 209V208H148ZM161 209V208H160ZM171 209V208H170ZM204 209V208H203ZM230 209V208H229ZM263 209V208H262ZM64 210H65V207H64ZM130 211H131V209H129ZM152 210V209H151ZM158 210V209H157ZM162 210V209H161ZM193 211V213H195V214H193V215H195L194 217H193V215H191V214H189V212L190 211ZM85 211V210H84ZM106 211V210H105ZM129 211V212H130ZM136 210H134V212H135ZM138 211V210H137ZM144 211V210H143ZM154 211V210H153ZM156 211V210H155ZM227 211V210H226ZM65 212V211H64ZM88 212V211H87ZM90 212H91V210H90ZM118 211H116V214H118L117 215V219H118V216H120L119 217V223H120V221H121V226H120V228L122 229V231H125L126 230V222L128 223L127 225H128V227L129 228H131L130 227V223L132 224L135 220H136V217H137V214H138V212H135V214L134 215H136V216H134L135 217V220L133 221V222H128L127 220H125L126 218L128 219V218H130L131 219V217H129L130 216V214H128V212H127V215H128V217L126 216V215H124L125 214V210H124V214H123V210H122V208L120 209V213H117ZM141 212H142V210H141ZM92 213H94V215L93 214H91V215H93V216H95V211L94 212H92ZM98 213H99V211H98ZM130 213H132V212H130ZM137 213V214H136ZM146 213V212H145ZM151 213V212H150ZM191 213V212H190ZM202 213V212H201ZM205 213H207V211L205 212ZM115 214V215H116ZM142 214V213H141ZM148 214V213H147ZM216 214V213H215ZM223 214V213H222ZM139 215V214H138ZM143 215V214H142ZM150 215V214H149ZM202 215H204V214H202ZM209 215V214H208ZM261 215V214H260ZM99 216H100V214H99ZM106 216V215H105ZM132 216V215H131ZM197 216H196V218H197ZM200 216V217H199ZM211 216H212V214H211ZM240 216V215H239ZM244 216V215H243ZM242 216V217H243ZM96 217H97V215H96ZM115 217V216H114ZM139 217V216H138ZM137 217V218H138ZM150 217H152V216H150ZM150 217H147L146 216V220L145 219H143L142 221H143V223L142 224H148V225H151L150 224ZM155 217V216H154ZM155 217V218H156ZM213 217H214V215H213ZM237 217V216H236ZM204 218H206V220L207 219H209V217L207 218V217H205V215H204ZM107 219V218H106ZM117 219H116V221H117ZM141 219H142V217H141ZM201 219H203V217L201 218ZM200 219V220H201ZM239 219V218H238ZM109 220V219H108ZM152 220V219H151ZM157 220V218L155 219V221ZM188 220V222H190ZM244 220V219H243ZM96 221H98V219L96 220ZM219 221V220H218ZM231 221V220H230ZM245 221V220H244ZM250 221H253V220H250ZM113 222V221H112ZM140 222V221H139ZM192 222V221H191ZM191 222L190 223H188V224H190V225H192L191 224ZM204 222V221H203ZM96 223V222H95ZM108 223V222H107ZM106 223V224H107ZM135 223H137L138 224V221H136ZM182 223V222H181ZM185 223V222H184ZM205 223H207V222H205ZM221 223V222H220ZM226 223H227V221H226ZM97 224H98V222H97ZM153 224H154V221H153ZM183 224V223H182ZM181 224V225H182ZM188 224L187 225H184L183 227L185 228V230L187 229V226H188ZM99 225V224H98ZM110 224H108V225H106V227L107 226H109ZM114 225H115V223H114ZM138 225H140V228H141V224L139 223ZM155 225H157V224H155ZM180 225V226H181ZM202 225V224H201ZM240 225H242V224H240ZM240 225H238L239 227H240ZM243 225H244V223H243ZM242 225V226H243ZM250 225V224H249ZM262 225H264V224H262ZM100 226H102L101 224H100ZM99 226V227H100ZM132 226H134V225H132ZM153 226V225H152ZM166 226H168V228H166ZM179 226V228H181ZM198 226V225H197ZM225 226V225H224ZM223 225H222V227H224ZM227 226V225H226ZM237 226V227H238ZM256 226V225H255ZM79 227H83L84 228V234L82 235V237H81V239L78 241L77 239H76V236H75V234H76V230H77V228H79ZM135 227H136V225H135ZM144 227V226H143ZM182 227V228H183ZM234 227V226H233ZM244 227H246V226H244ZM243 227V228H244ZM258 227H259V225H258ZM261 227V226H260ZM101 228V227H100ZM109 228H111V227H109ZM120 228H119V230H120ZM145 228V227H144ZM148 228H149V226H148ZM150 228H151V226H150ZM156 227H154V229H155ZM181 228V229H182ZM184 228H183V230H181V229H179V230H181V231H176L174 228H171V229H174V231L175 232H177L176 234L173 232V230H172V233H173V235L175 234L176 236H177V234H179L180 236H184V240H186L185 239V237H186V233L184 232L185 230H184ZM189 228V227H188ZM195 228V227H194ZM193 228V229H194ZM197 228V227H196ZM199 228V227H198ZM220 228V227H219ZM226 228V227H225ZM225 228H223V229H225ZM255 228V227H254ZM132 229V228H131ZM130 229V230H131ZM139 229V228H138ZM143 229V228H142ZM142 229H139L140 231L139 232H137L136 230V232H137V236H139L140 235V233H141V230ZM153 229V230H154ZM158 229H159V227H158ZM161 229V230H162ZM170 229V230H171ZM192 229V230H193ZM247 229V228H246ZM80 229H78V231H79ZM118 230V231H119ZM130 230L128 231V229L126 230V232L127 233H129L130 232ZM133 231H134V229H132ZM131 230V231H132ZM144 230H147V229H144ZM144 230H143V232L142 233H144ZM149 230V229H148ZM152 230V229H151ZM153 230L152 231H150L151 232V234H149L150 232H147V234L150 236V239L152 240V242L151 241H149L148 239H147V241H145L146 242V245H147V247H146V245H145V247L147 248V250L149 249V251H151L154 255H156V257H157V259H159L158 257H160L159 255H158V253H159V251H160V253H161V250H159V249H156V246L154 245V247L153 246H150L149 244H151V245H153V242H155V241H153L154 240V238L152 239L151 238V235H152V233H155V231L153 232ZM157 230V229H156ZM234 230V229H233ZM239 230H241V228L240 229H237V231L239 232ZM77 231V232H78ZM81 231V230H80ZM117 231V230H116ZM133 231L131 232V234H133ZM182 231H183V233H185V235L182 233ZM187 231V230H186ZM191 231V230H190ZM227 231H228V229H227ZM230 231V230H229ZM236 231V230H235ZM68 233V235H69V233H70V236H69V238H68V240L67 239H65L68 235L66 234L65 235V233ZM126 232H124V233H126ZM136 232H134V238L136 237V235H135V233ZM158 232V231H157ZM157 232H156V234H157ZM159 232H160V230H159ZM179 232H181V233H179ZM220 232V231H219ZM224 232V231H223ZM226 232V231H225ZM232 232V231H231ZM242 232V231H241ZM126 233V234H127ZM138 233H139V235H138ZM141 233V234H142ZM165 232L163 231V234H164ZM170 233V232H169ZM216 233V232H215ZM260 233H262V232H260ZM79 234V233H78ZM146 234V233H145ZM144 234V235H145ZM182 234V235H181ZM232 234V233H231ZM231 234H229V235H227L226 236V238H228L229 239V237H230V239H233L234 238V236L233 235H231ZM234 234V233H233ZM243 234V233H242ZM246 234V233H245ZM160 234L158 233V235H156L155 236V234H153L152 236L153 237H157V236H159ZM172 236L173 238L172 239H174V241H175V247L177 248V246H178V248H180L181 249V242H182V244H184L183 243V240L180 238V237H178V239H177V237L176 236ZM218 235H219V233H218ZM244 235V234H243ZM253 235H255V236H257L256 234H252V236ZM264 235V234H263ZM66 236V237H65ZM129 236V235H128ZM162 236V235H161ZM169 236V235H168ZM188 236V235H187ZM225 236V235H224ZM223 236V237H224ZM255 236H253V237H255ZM260 236V235H259ZM258 236V237H259ZM140 237V236H139ZM146 237L148 238V236H145V240H146ZM175 237V238H174ZM217 237V236H216ZM260 237H262V235L260 236ZM131 238H133L132 236H131ZM133 238V239H134ZM157 238H161L160 236L159 237H157ZM162 238H163V236H162ZM161 238V239H162ZM187 238V237H186ZM189 238H190V240H199L200 239V232L199 231H197V229L196 230H193L192 232H190V234H189ZM201 238H204L203 236L201 237ZM210 238V237H209ZM225 238V237H224ZM223 238V239H224ZM225 238V239H226ZM170 239H171V237H170ZM169 239V240H170ZM176 239H177V241H179V239H180V243L179 242H177L176 241ZM211 239V238H210ZM239 239V238H238ZM242 239V238H241ZM251 239V238H250ZM131 241V244H132V239H130ZM136 240L138 241V243H139V245L140 246H142V245H144V242H143V244L141 243V241H144V239L143 240H139L138 239V237L136 238ZM159 239H157V241H158ZM205 240V239H204ZM209 240V239H208ZM242 240H244V239H242ZM252 240V239H251ZM254 240H256V242H257V240L258 239H253L252 241H254ZM259 240H261V239H259ZM174 241L172 240L171 242H173L174 243ZM188 241V240H187ZM210 241V240H209ZM223 241H225V242H229V245H231L232 247H234L233 245L234 244H232V242L230 243V240H223ZM136 242V241H135ZM148 242V243H147ZM149 242H151V243H149ZM161 242V241H160ZM192 242V241H191ZM197 242V241H196ZM200 242V241H199ZM206 242V241H205ZM235 242H239V241H237V239L235 240L234 239V243ZM79 243L84 247V248H88V250L87 251H89V254H88V257L87 258H85V256H84V258L82 259V257L81 258H79L77 255L78 254H76V247H77V244H78V246H79ZM137 243V244H138ZM142 245H141V244ZM172 243V244H173ZM210 243V242H209ZM217 243V242H216ZM222 243H224V242H222ZM226 243V244H227ZM241 243V242H240ZM130 244V243H129ZM158 244H159V241H158ZM162 244H165V243H161V245ZM186 244V243H185ZM195 244V243H194ZM200 245H201V243H199ZM211 244V243H210ZM218 244V243H217ZM221 244V243H220ZM226 244H224L225 246H226ZM236 244H238V243H236ZM156 245H157V243H156ZM169 245V242H168V244H167V246ZM190 245V244H189ZM196 245H198V244H196ZM202 245H204V244H202ZM222 246V247H225V246ZM228 245V246H229ZM159 246V247H158ZM166 246V245H165ZM164 246V247H165ZM170 246V245H169ZM181 246V247H180ZM195 246V245H194ZM210 246V245H209ZM227 246V247H228ZM230 246V247H231ZM245 246V245H244ZM133 247H135V245L133 246ZM139 247V246H138ZM145 247H143V250H145L144 248ZM173 247V246H172ZM171 247V248H172ZM191 247V246H190ZM221 246L219 245V247H218V249H221L220 248ZM239 247H240V245H239ZM157 248H160V245H157ZM162 249H164L163 247H161ZM169 249H171L170 247H168ZM177 248V249H178ZM215 248V247H214ZM140 249V248H139ZM167 249V248H166ZM169 249H168V251H169ZM174 248H172L170 251H172L173 253L176 251V250H173ZM188 249V248H187ZM194 249V248H193ZM204 249V248H203ZM233 249L234 248H232V251H233ZM182 250H184L183 248L181 249V251ZM200 250V249H199ZM224 250H227V248L226 249H224ZM224 250H223V252H224ZM79 251H80V253H81V250L79 249ZM78 251V252H79ZM86 251V249H85V253L87 252ZM141 251V250H140ZM146 251V250H145ZM158 251V252H157ZM179 249H178V251H176V253L178 252H181ZM188 251V250H187ZM202 251V250H201ZM212 251H213V249H212ZM237 251H238V249H237ZM115 252H114V254H115ZM142 252V251H141ZM220 253H221V251H219ZM248 252V251H247ZM79 253V254H80ZM145 253H147V251L145 252ZM166 253H169V255H171V257L167 254V255H162L161 256V259H162V257L164 256V258H163V260L162 261H164V259H166L165 260V264L166 263H168L167 262V260H169V259H167L168 257L171 259L172 257H173V255H172V253L171 252H165V254ZM214 252H210L207 256H206V258H205V261H204V263L206 262V264H223L224 263V261L226 260V257L224 256V255H218V254H213ZM219 253V254H220ZM227 253V252H226ZM82 254H83V251H82ZM113 254V255H114ZM164 254V253H163ZM186 254L188 255V253H186L185 252V257H186ZM87 255V254H86ZM131 255V254H130ZM148 255V254H147ZM174 255H176L175 253H174ZM183 255V254H182ZM203 255V256H204ZM231 255V254H230ZM250 255V254H249ZM248 255V256H249ZM259 255V254H258ZM261 255V254H260ZM83 256V255H82ZM166 256H167V258H166ZM237 256V255H236ZM256 256V255H255ZM263 256V255H262ZM132 257V256H131ZM176 259H179L180 257H177V256H174ZM182 257V256H181ZM184 257V258H185ZM190 257H193V258H195V259H198L199 258V254L196 252V251H191V254H190V256H189V258ZM240 257H242V255H240ZM245 257V255L241 258V259H243ZM152 258H154V256L152 257ZM175 258H173V259H175ZM188 258V257H187ZM249 258V257H248ZM252 258H254V257H252ZM251 258V259H252ZM256 258V257H255ZM254 258V259H255ZM259 258V257H258ZM160 259V260H161ZM173 259H171V261L173 260ZM186 259V258H185ZM200 259H201V261H202V258L200 257ZM200 259H199V261H200ZM232 259V258H231ZM257 259V258H256ZM130 260V259H129ZM144 260V258L142 257L141 259H139V261L140 262H142ZM151 260V259H150ZM227 260H228V258H227ZM236 260V259H235ZM238 260V259H237ZM245 260L246 259H244V263H245ZM170 261V260H169ZM185 261V260H184ZM196 261H198V260H196ZM200 261V262H201ZM229 261V260H228ZM257 261V260H256ZM115 262V261H114ZM149 262H153V261H149ZM148 262V263H149ZM199 262V263H200ZM242 262V261H241ZM250 262V261H249ZM249 262H248V264H249ZM67 263V262H66ZM158 264V263H156V262H153V264ZM163 262H161V264H162ZM163 263V264H164ZM198 263V264H199ZM252 263V262H251ZM257 262H255L254 264H256ZM112 264V263H111ZM172 264V263H171ZM227 264V263H226ZM246 264V263H245Z\"/></svg>","mask_w":264,"mask_h":264}]
</instances>
